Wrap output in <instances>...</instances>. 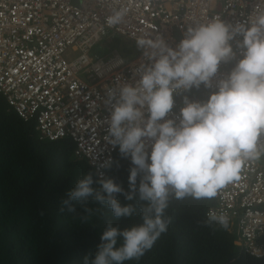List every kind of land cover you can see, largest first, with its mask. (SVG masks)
Returning <instances> with one entry per match:
<instances>
[{"label": "clouds", "instance_id": "clouds-1", "mask_svg": "<svg viewBox=\"0 0 264 264\" xmlns=\"http://www.w3.org/2000/svg\"><path fill=\"white\" fill-rule=\"evenodd\" d=\"M128 12V8L113 12L108 23L125 22ZM182 31L175 49L159 35L137 37L135 44L142 53L134 72L138 79L107 90L105 103L111 111L104 122V140L118 148L122 158H130L129 189L125 191L103 171L90 172L60 201L59 210L87 220L98 211L88 206L91 202L106 206L120 220L132 217L139 203L142 222L121 229L109 221L94 257H85L83 264L139 260L167 232L171 221L165 211L172 199L213 200L242 180L249 163L263 162L264 0H257L243 20L231 23L215 16L184 25ZM111 42L129 53L127 41L115 38ZM82 60L89 63L87 57ZM233 61L234 66L216 81L204 101L186 95L201 86L213 89L221 64ZM124 63L121 58L116 66ZM102 67L96 65L97 72ZM178 95H182V106L177 115ZM192 96L201 98L198 92ZM112 164L109 159L100 167L108 169ZM118 194L125 203L117 199ZM76 204L83 214L77 213ZM207 211V224L235 232L228 230L227 215L210 211L207 217Z\"/></svg>", "mask_w": 264, "mask_h": 264}, {"label": "built area", "instance_id": "built-area-1", "mask_svg": "<svg viewBox=\"0 0 264 264\" xmlns=\"http://www.w3.org/2000/svg\"><path fill=\"white\" fill-rule=\"evenodd\" d=\"M219 3V4H218ZM257 0H0V95L24 122H33L38 140L55 142L69 139L75 146L74 158L86 161L93 174L107 176L112 166H100L119 153L104 137V123L111 111L105 103L107 90L120 82L134 83L142 53L137 37L161 36L173 49L183 38L184 25L204 22L215 16L234 23L245 19ZM219 6V9L217 8ZM128 8L125 22L112 25L108 17ZM121 38L129 53L110 43ZM111 39V41H109ZM107 54L92 53L99 43ZM114 44V43H113ZM237 51L239 56L240 51ZM87 57L89 63H84ZM123 58L124 64L116 66ZM221 64L213 89H193L186 95L204 101L218 79L234 66ZM102 64L100 72L96 65ZM200 91L201 98L192 96ZM205 97H203V94ZM174 113L182 106L176 96ZM249 163L243 178L229 185L213 199L207 211L229 218L240 251L264 259V157ZM113 165V164H112Z\"/></svg>", "mask_w": 264, "mask_h": 264}, {"label": "trees", "instance_id": "trees-1", "mask_svg": "<svg viewBox=\"0 0 264 264\" xmlns=\"http://www.w3.org/2000/svg\"><path fill=\"white\" fill-rule=\"evenodd\" d=\"M74 149L69 139L38 140L33 122L20 120L0 95V264H83L94 257L109 221L121 229L142 222L139 203L132 217L120 220L91 202L98 211L87 220L60 212V201L76 182L93 173L86 161L74 158ZM131 167L130 158L118 153L107 177L128 191ZM117 199L125 203L122 195ZM213 204L172 199L165 211L171 221L167 232L143 257L125 264H264L240 251L234 231L206 223ZM76 209L83 214L79 204Z\"/></svg>", "mask_w": 264, "mask_h": 264}, {"label": "rangeland", "instance_id": "rangeland-1", "mask_svg": "<svg viewBox=\"0 0 264 264\" xmlns=\"http://www.w3.org/2000/svg\"><path fill=\"white\" fill-rule=\"evenodd\" d=\"M109 41H111V39H110ZM103 43H105V42L103 41L102 43H99L98 45H96L95 48H94L93 51H92V53H93L94 55H96L97 57H99V58H102V57H104V56L107 54L105 48H101L102 45H103ZM110 44H111L112 46L115 45V44H113V43H110ZM124 44H127V42H122L121 45H122V46H125ZM198 93L200 94L201 92L198 91ZM200 96H201V95H200ZM196 97H199V96H196Z\"/></svg>", "mask_w": 264, "mask_h": 264}, {"label": "water", "instance_id": "water-1", "mask_svg": "<svg viewBox=\"0 0 264 264\" xmlns=\"http://www.w3.org/2000/svg\"><path fill=\"white\" fill-rule=\"evenodd\" d=\"M75 2V0H73V3Z\"/></svg>", "mask_w": 264, "mask_h": 264}]
</instances>
